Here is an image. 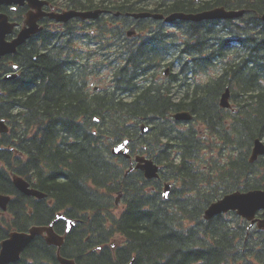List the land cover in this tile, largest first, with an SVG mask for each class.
Masks as SVG:
<instances>
[{"label": "trees", "instance_id": "16d2710c", "mask_svg": "<svg viewBox=\"0 0 264 264\" xmlns=\"http://www.w3.org/2000/svg\"><path fill=\"white\" fill-rule=\"evenodd\" d=\"M60 3L103 7L107 15L84 20V27L93 31L80 35L74 22L61 31L45 27L0 60V117L12 130L5 142L26 159L10 150L0 156L13 161L17 172L52 199L49 205L23 195L0 169V191L13 192L9 210L16 209L20 218L0 220V239L34 220L48 222L57 210L69 216L83 210L87 230L61 251L76 264H125L131 257L132 264H264V229L248 228V221L234 211L203 217L205 207L226 192L264 188V156L249 161L254 139L264 140V0ZM215 6L245 12L237 18L176 19L171 25L126 14L189 13ZM7 13L21 22L25 9L17 6ZM131 24L147 33L125 37ZM107 36L116 46L110 85L94 92L88 89L93 70L81 59L89 53L71 50L70 43L93 37L102 49L111 45ZM13 64L19 76L3 79ZM163 65L173 73L156 83ZM211 71L200 83L197 76ZM226 86L232 108L219 104ZM179 110L189 111L192 120L173 119L170 113ZM141 122L149 126L143 134ZM123 138L129 139L132 153L159 164L158 178L145 180L138 169L125 174L126 158L110 153ZM164 180L172 183L166 198ZM117 191L124 208L115 214ZM88 217H93L95 230H90L93 220ZM115 233L122 241L113 249L109 238ZM88 234V240L98 243L87 244ZM98 245L100 249L93 248ZM9 264L59 263L55 248L38 236Z\"/></svg>", "mask_w": 264, "mask_h": 264}, {"label": "water", "instance_id": "95a60500", "mask_svg": "<svg viewBox=\"0 0 264 264\" xmlns=\"http://www.w3.org/2000/svg\"><path fill=\"white\" fill-rule=\"evenodd\" d=\"M25 2L33 8H38L39 4L46 3L45 0H0V5H23ZM243 12V9L227 10L224 7H215L196 13L173 12L165 17H163V14L161 13L152 14L149 12L133 13V15L135 17L152 15L154 18H164L165 21L170 22L177 18L195 21L213 18H233L240 16ZM99 13V10H67L62 12L47 13V15L55 18L57 21H66L74 16H78L80 18H95ZM44 14L45 13L41 10L39 13L32 10L28 11L26 19L24 20V25L17 31L16 35L12 38H6V36L12 33L14 27L17 26V23L9 21L7 14L0 11V57L4 54L14 53L16 48L22 44L25 39L38 31L40 27H38L37 19ZM261 19L264 21V12L261 14ZM15 67L17 66L15 65ZM166 71H168V69H166ZM15 75V73H11L5 77L13 78ZM219 104L222 107H230L228 87H225L224 92L221 94ZM173 117L177 120H188L191 118V115L187 111H181L173 113ZM4 129H6V126L4 125L3 120H0V130ZM145 130L146 127L142 125L141 131L143 132ZM121 147L122 146L116 145L112 147L111 151L113 153H123L126 155L127 149L121 151ZM261 154H264V142L260 138H255L251 149L250 161L255 160L257 156ZM127 156L129 155L127 154ZM135 160L137 161L136 167L143 170L146 177L151 178L158 176L159 168L152 159L145 158L143 156H136ZM13 181L18 189L28 195H34L37 197L45 195L37 190L30 189L28 187V183L21 178L14 177ZM8 199L9 198L7 196L0 195V206H2V208L5 207V203ZM259 209L262 210L263 218L258 220V225L259 227H264V189L258 188L247 191L235 190L224 194L222 197L211 202L204 210V218L208 219L216 214L226 212L228 210H234L237 214L251 220L252 224L256 220L255 213ZM44 230L48 234L46 237L47 242L55 243L58 246L61 245L63 239L62 236L55 235L51 226H32L27 231H12L5 239L0 241V264H8L11 261L17 260L21 251L33 239L34 235L40 234ZM58 260L61 264H74L73 260L61 257L60 255H58ZM128 264H131V262Z\"/></svg>", "mask_w": 264, "mask_h": 264}, {"label": "flooded vegetation", "instance_id": "af4514ba", "mask_svg": "<svg viewBox=\"0 0 264 264\" xmlns=\"http://www.w3.org/2000/svg\"><path fill=\"white\" fill-rule=\"evenodd\" d=\"M45 1H46V4H39L38 8H34V11L39 13L40 10H44L46 13H50V12L62 11V10H65L67 8L80 9V8H76V7H67L63 3H60V0H45ZM73 1H81V0H73ZM64 2H67V0H64ZM10 7L11 6L6 7L10 12H12V11H14L16 9L15 8L14 10H11ZM21 7H23L25 9V13H24V18H25V15H26L27 11L29 10V7L26 4L21 5ZM80 10H83V9H80ZM104 12H106V9H104ZM115 14L116 15H120L121 12L120 11H115ZM72 20H76V19H74V17H72L69 20L63 22V21H56L55 19H53V18H51V17H49L47 15H42V16H40L37 19V22H38V24L41 27H43V28L46 27L47 29H50V27H53V28L54 27H58V26L66 27L67 24H70V23H73L74 22ZM23 21H24V19L21 22H17L18 23V26H17L18 28H20L23 25ZM76 26H79L78 29H80V27L83 26L82 21L77 22ZM169 75H167V73L165 72V69H163L162 74L161 75L158 74V76L155 77L156 78L155 79L156 80V83H159L160 81L168 80ZM143 124H144V122H141L139 124V127L142 126ZM0 134H3V133H0ZM116 144L118 146H122L121 151L127 149L126 155L123 154V153H120V154H123L122 156L124 158H126V160H127L126 172L128 173V172H130L132 170L138 169L135 166L136 165L135 156H137L138 154L137 153H132L130 151L129 139L128 138H123L121 141L117 142ZM0 149H2V146L1 145H0ZM127 154L129 156H127ZM138 170H140V169H138ZM143 177L145 178V180H152V179L158 178L159 176L153 177V178H146L145 175L143 174ZM165 182H168V181H165L164 180L163 183H165ZM171 186H172V184H171ZM149 188L152 189L153 186H150ZM120 197H121V192L120 191H117L116 192L115 201H114L115 208H117L118 205H119V203H120V201H119V198ZM48 202H50V201H48ZM123 207H124V205L120 208V212L123 209ZM82 211H81V213H82ZM85 211H87V212L90 213V209L89 210H85ZM75 213L77 215L76 214H73V216H69L65 211H63L60 214H57L55 212L54 215H53V217L51 218V220L53 219L52 220V224H53L52 225V228L54 230V234L56 235V233H57V234H61V236H64V238H63L62 243H61L60 246L55 245V243L48 244L46 241H44L47 245L53 246L55 248V256H56V250H57V248H60V253H61L62 248L64 247V245L67 248L68 243H70L71 241L72 242H76L77 240H79V236L81 235V232L87 230L85 228L87 225L84 227L85 223L82 221V216H80V215H83V214L80 213L78 215V212L77 211H75ZM74 215H76V216H74ZM54 216H55V218H54ZM88 218H90V217H88ZM18 219H20V218H18ZM90 219L93 220V217L90 218ZM90 224H91L90 225V230H95L97 228V226L96 227H92V226L95 225L94 220H93V222L90 221ZM68 235H69V237H68ZM89 237L90 236L88 234V236H86V238H85V241H87L86 242L87 244H91V243L92 244H95V243H98V240H91V239L88 240ZM66 242H67V244H65ZM110 246L113 248V245L112 244H110ZM99 247H100V245L95 246L93 248L100 249ZM93 248H91V249H93ZM65 257L68 258V256H65ZM56 260H57V256H56Z\"/></svg>", "mask_w": 264, "mask_h": 264}, {"label": "rangeland", "instance_id": "374dc122", "mask_svg": "<svg viewBox=\"0 0 264 264\" xmlns=\"http://www.w3.org/2000/svg\"><path fill=\"white\" fill-rule=\"evenodd\" d=\"M83 43L84 42H82L81 40H78L75 46H78L81 49H84V52L86 51L91 52L89 56L87 55L86 57V60L88 61L90 68L93 70V73L88 75L89 77L88 89L91 90V88H93L94 86H98L97 90H101L110 84V77L112 74V68L110 64H112L111 60L113 59L112 55L115 52V46L104 48L101 51H96L97 49L95 48V45L91 44L89 41H88V45L86 46H83ZM173 64H174V72H175L176 67H177V63L175 60H173ZM163 69L164 68H162L160 73H162ZM170 71L173 72V70L169 68V73ZM169 73H167V75H169ZM213 73L214 71H211L208 75L200 74L197 76V78L199 79V82L202 83L207 79L209 75H212ZM172 90L175 91L176 88L175 89L172 88ZM197 128L199 129L200 132H202L201 126H198ZM203 154L207 155V152H203ZM121 205L122 204L120 202L118 205L119 209L121 208ZM119 240H120V236L115 234L110 237L109 242H119Z\"/></svg>", "mask_w": 264, "mask_h": 264}, {"label": "bare ground", "instance_id": "6f19581e", "mask_svg": "<svg viewBox=\"0 0 264 264\" xmlns=\"http://www.w3.org/2000/svg\"><path fill=\"white\" fill-rule=\"evenodd\" d=\"M15 36V35H14ZM6 38H8V36H6ZM90 40V43L91 44H93V45H95V46H97V43H96V41H95V39L92 37V38H90L89 39ZM70 45H71V47L72 48H70L71 50L74 48V46H73V44L72 43H70ZM20 46V45H19ZM67 47H65V49H66ZM78 50H80V49H78ZM7 54H4V55H2L0 58H2V57H5ZM60 55H62L61 53H60ZM112 61H113V59H112ZM85 63H88V62H86L85 61ZM19 76V73H17V77Z\"/></svg>", "mask_w": 264, "mask_h": 264}]
</instances>
